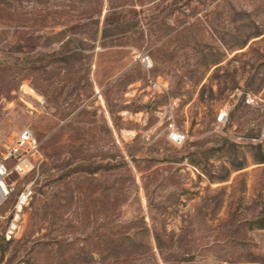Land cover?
<instances>
[{"label":"rangeland","instance_id":"rangeland-1","mask_svg":"<svg viewBox=\"0 0 264 264\" xmlns=\"http://www.w3.org/2000/svg\"><path fill=\"white\" fill-rule=\"evenodd\" d=\"M0 163V264H264V0H0Z\"/></svg>","mask_w":264,"mask_h":264},{"label":"built area","instance_id":"built-area-1","mask_svg":"<svg viewBox=\"0 0 264 264\" xmlns=\"http://www.w3.org/2000/svg\"><path fill=\"white\" fill-rule=\"evenodd\" d=\"M224 117L225 116L223 114H220L218 121H222ZM169 139L174 144H181L184 141V136L172 131L169 134ZM39 146L40 144L34 134L30 130L25 129L17 135L15 141L8 148L3 159L5 161L9 160L13 163L11 172L18 176L27 175L36 167V162L39 158ZM9 173L10 172L7 170L5 165L0 163V204L3 203L12 192V188L5 182V178ZM31 193L30 188L26 187L17 197L16 203L13 207L12 219L4 234L6 241L13 236L19 214L30 199Z\"/></svg>","mask_w":264,"mask_h":264},{"label":"bare ground","instance_id":"bare-ground-1","mask_svg":"<svg viewBox=\"0 0 264 264\" xmlns=\"http://www.w3.org/2000/svg\"><path fill=\"white\" fill-rule=\"evenodd\" d=\"M0 202H1V200H0Z\"/></svg>","mask_w":264,"mask_h":264}]
</instances>
